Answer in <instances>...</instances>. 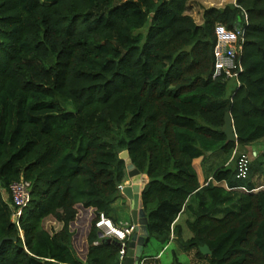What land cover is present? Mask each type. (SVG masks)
I'll list each match as a JSON object with an SVG mask.
<instances>
[{
    "label": "trees",
    "instance_id": "1",
    "mask_svg": "<svg viewBox=\"0 0 264 264\" xmlns=\"http://www.w3.org/2000/svg\"><path fill=\"white\" fill-rule=\"evenodd\" d=\"M189 2L0 0V264H121L123 242L102 238L96 220L116 221L125 149L148 175L149 235L177 236L173 264L177 251L190 264H264V152L238 176L239 149L264 139V0L208 7L202 23ZM244 10L243 71L230 88L214 77L218 29ZM228 111L237 141L222 131ZM216 151L228 157L201 184L193 161ZM22 177L33 187L17 224L10 185ZM79 207L94 215L83 258ZM50 217L62 227L45 228Z\"/></svg>",
    "mask_w": 264,
    "mask_h": 264
},
{
    "label": "built area",
    "instance_id": "2",
    "mask_svg": "<svg viewBox=\"0 0 264 264\" xmlns=\"http://www.w3.org/2000/svg\"><path fill=\"white\" fill-rule=\"evenodd\" d=\"M236 3V1H235ZM248 23L247 12L243 11V19L240 18L233 30H226L222 27L218 29L219 40L216 46V62L214 77L224 76V78H236L237 85L240 84L238 80L239 73L243 71V66L238 62V56L242 50V44L244 41L245 25ZM239 67L238 70H234ZM257 155L256 151L249 153H243L239 160V174L238 176L245 177L248 174L249 163ZM212 180V177L205 182L208 184ZM31 181L21 178L18 181L11 183L10 194L13 200L14 212L13 220L19 224L20 217L23 214L24 208L30 203ZM120 191H123L124 184H119ZM96 226L99 231L102 232V238L104 239H117L121 242L122 248L120 251L121 257L124 256L126 249V241L135 233L137 225L133 221H114L110 216H107L104 212H100L96 220Z\"/></svg>",
    "mask_w": 264,
    "mask_h": 264
},
{
    "label": "crops",
    "instance_id": "3",
    "mask_svg": "<svg viewBox=\"0 0 264 264\" xmlns=\"http://www.w3.org/2000/svg\"><path fill=\"white\" fill-rule=\"evenodd\" d=\"M247 148H252V145L247 146ZM205 161H206V158H203V157L196 158L193 161V165H194V167L198 173V178H199L201 184H204L205 182H207V180H209L213 176L212 175L213 171L210 169H207L205 167V165H204ZM215 167H217V166H215ZM122 183L124 184L125 187L132 184V179L129 176L127 168H126L125 178H124ZM214 183L220 184V185H225L224 181H220V182L214 181ZM119 201L124 203V206H125V208H127V210L130 209V214L132 217V212H133L132 201L123 193V191H121V196L118 199H116V201L113 203V207H114V213L113 214L114 215L116 214L115 213V210H116L115 207ZM81 208L82 207H79V212L81 211ZM82 210L86 211V212L88 211L89 213L91 212V214L93 212V209H91V208H89V209L82 208ZM79 216H81L80 213H78L77 218L72 223L73 244H74L75 250L77 249L75 246L76 241H78V239L80 238V235L82 233V229L81 230L77 229L78 226H81V224H79V222H78V219L80 218ZM187 217H188L187 214L183 213L176 220V223L181 225V227H182V234H183L184 238H189L192 236L191 231L189 230V228L187 227V225L185 223ZM55 221H57V220H55ZM132 221H133V219H132ZM57 222H59V221H57ZM60 225H61L60 226V228H61L62 224L60 223ZM56 230H58V229H56ZM87 233H88V230H85V232H83V237H84L83 241H85L86 243H87V239H86ZM78 234H79V238H78ZM132 236L127 240V244L125 246L126 252H125L124 256L121 257V255H120V260L122 262L121 264H126V260L130 257L128 255V245L132 241ZM176 237H177L176 234L173 233L171 236V239H169L166 242H160L157 239H155L154 237H151L149 235L147 238H145V243L142 246V253L139 257V264H143L144 260L147 258L159 259L162 264H173L174 263L173 251L177 250ZM87 246H88V243L86 245L85 251L82 254H84L86 252ZM177 252H178L179 261L181 263H183L182 259H186L188 264H190V259H191L190 255H188L184 252H181V251H177ZM78 254H79L80 258H83L79 252H78Z\"/></svg>",
    "mask_w": 264,
    "mask_h": 264
},
{
    "label": "water",
    "instance_id": "4",
    "mask_svg": "<svg viewBox=\"0 0 264 264\" xmlns=\"http://www.w3.org/2000/svg\"><path fill=\"white\" fill-rule=\"evenodd\" d=\"M222 131L226 134L227 141H237L238 136L230 111L225 114V122L222 126ZM120 158L125 160L129 176L132 179V184L124 187L123 193L132 201V219L137 225V230L133 234L132 241L128 245V255L130 257L126 260V264H139L142 246L145 243V238L149 236V231L147 229L149 220L142 202V192L148 182V175L141 172L132 162L128 149L120 152ZM100 236H102V232H100ZM201 251L205 254L211 253V249L208 245L202 246Z\"/></svg>",
    "mask_w": 264,
    "mask_h": 264
},
{
    "label": "rangeland",
    "instance_id": "5",
    "mask_svg": "<svg viewBox=\"0 0 264 264\" xmlns=\"http://www.w3.org/2000/svg\"><path fill=\"white\" fill-rule=\"evenodd\" d=\"M44 2H48L50 0H42ZM231 3H235V0H190L189 5H188V11L190 14H192L195 18V20L198 23H202L203 22V14L206 8L208 7H212V6H216V7H224L227 4H231ZM237 83V79L236 78H231V81L229 82V87L231 88L233 85L235 86ZM256 151L258 153H262L264 152V139L261 140L259 143L253 144L252 148H246V150H241L239 149V152H245V153H249L251 151ZM235 152V151H234ZM237 153V154H238ZM235 154V153H234ZM226 156L222 151H216V152H211L208 153L206 161H205V167L207 169L212 170L215 166L220 165L223 161H225ZM236 160V156L235 158L232 160L234 163ZM5 196L8 197L9 194L6 192ZM116 210H115V215L114 217L116 218V221H122V222H126V221H132V217L130 214V209L127 210V208H125L124 203H122L121 201H119L116 204ZM81 216H79L80 218L78 219L79 224H81V226H78L77 229L81 230L82 229V233L80 235L79 238V234H78V241H76V252L80 253L81 256L83 257L84 254H82L85 249H86V245L87 243L85 241H83V232H85V230H88L90 228V225L92 223V220L94 218V215L91 214V212L89 213L88 211H83L81 208V211L79 212ZM224 215V212H221L219 214V216ZM43 224L45 226V228H47L48 230H56L60 228V223L55 221L54 218H47L43 221ZM79 255V254H78ZM183 263L182 264H188L186 259H182Z\"/></svg>",
    "mask_w": 264,
    "mask_h": 264
}]
</instances>
